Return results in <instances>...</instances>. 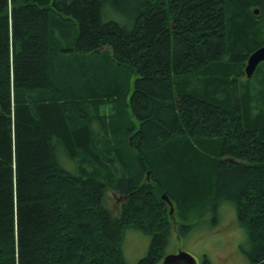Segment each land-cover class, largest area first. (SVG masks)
Returning a JSON list of instances; mask_svg holds the SVG:
<instances>
[{
  "label": "trees",
  "instance_id": "1",
  "mask_svg": "<svg viewBox=\"0 0 264 264\" xmlns=\"http://www.w3.org/2000/svg\"><path fill=\"white\" fill-rule=\"evenodd\" d=\"M263 46L264 0H0V264H158L222 202L264 264Z\"/></svg>",
  "mask_w": 264,
  "mask_h": 264
},
{
  "label": "rangeland",
  "instance_id": "2",
  "mask_svg": "<svg viewBox=\"0 0 264 264\" xmlns=\"http://www.w3.org/2000/svg\"><path fill=\"white\" fill-rule=\"evenodd\" d=\"M120 16L118 14L119 19ZM113 194L112 192L107 193L106 205L114 214L121 200L120 197ZM209 219L210 217L205 219V222L202 221L187 237L182 239H179L173 227L172 235L164 249L165 254L184 251L192 255L198 264L205 259L209 264H248L239 253V246L246 243V233L238 223L232 203H221L218 223L215 227L209 225ZM174 223L176 224L177 221L175 220ZM149 243L148 235L142 231L127 229L121 246L125 264H136L143 258L148 251Z\"/></svg>",
  "mask_w": 264,
  "mask_h": 264
},
{
  "label": "water",
  "instance_id": "3",
  "mask_svg": "<svg viewBox=\"0 0 264 264\" xmlns=\"http://www.w3.org/2000/svg\"><path fill=\"white\" fill-rule=\"evenodd\" d=\"M258 11L255 10L254 14H257ZM264 61V47H260L254 50L247 58L246 65L244 68V74L246 78H250L254 73L257 65ZM165 201L170 210H172L171 202L165 195L161 197ZM160 264H197L195 259L187 252L179 251L175 254H168L163 257Z\"/></svg>",
  "mask_w": 264,
  "mask_h": 264
},
{
  "label": "bare ground",
  "instance_id": "4",
  "mask_svg": "<svg viewBox=\"0 0 264 264\" xmlns=\"http://www.w3.org/2000/svg\"><path fill=\"white\" fill-rule=\"evenodd\" d=\"M255 10L256 9H253V14H254ZM129 99H130L129 95L121 97V99H120L121 105L120 106H119V104L117 105V103H112V102L107 103V106H105V107H102V104H98L96 114H97V116L99 115L100 117H102V116L107 117V115L110 113V110H111V113L113 114V116H115L118 109L120 110V113H121L124 107H127L130 105ZM70 103H72V101H70ZM97 103H99V102H97ZM115 110H117V111H115ZM92 112H93V110H92ZM251 114H252V111H251ZM218 138H220V137H218ZM115 144H118V142L115 141ZM106 197H107V192L104 194V199H105L104 205L106 206V209L108 210L107 205H106ZM37 258L39 259L40 257L37 256ZM2 260H4V259H2ZM6 260H8V259H5L4 261H6Z\"/></svg>",
  "mask_w": 264,
  "mask_h": 264
},
{
  "label": "crops",
  "instance_id": "5",
  "mask_svg": "<svg viewBox=\"0 0 264 264\" xmlns=\"http://www.w3.org/2000/svg\"><path fill=\"white\" fill-rule=\"evenodd\" d=\"M92 127H93V129H95V128H96V124H95V123H93Z\"/></svg>",
  "mask_w": 264,
  "mask_h": 264
}]
</instances>
